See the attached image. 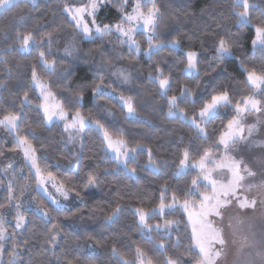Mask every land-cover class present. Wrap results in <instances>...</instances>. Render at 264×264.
<instances>
[{
	"label": "trees",
	"instance_id": "1",
	"mask_svg": "<svg viewBox=\"0 0 264 264\" xmlns=\"http://www.w3.org/2000/svg\"><path fill=\"white\" fill-rule=\"evenodd\" d=\"M87 3L88 0H18L0 11V85H3L0 118L9 113L19 114L17 132L28 136L35 147L42 173H51L81 199L73 207L61 208L35 189L37 205L48 216L34 209L24 211V225L9 228L2 264H122V260L135 258L137 247L151 257L153 264H164L165 257L177 260L178 264H197L200 257L198 250H190L194 248L192 228L182 207L171 210L165 207L162 214L148 218V224L161 225L159 231L142 229L135 209L151 212L158 208L162 193L165 205L172 204V194L177 201H199L200 195H189L193 179H197L199 193L206 191L201 172L193 164L200 160L205 149L213 153L221 150L214 145L227 130L228 121L236 116L235 105L255 92L246 82L241 61L250 69L264 68V52L252 46L254 25L264 24V0H249L252 25L243 27L237 22L233 0H156L163 15L154 39L166 46L150 55L143 30L135 35L139 53L130 52L116 33L84 38L63 9L65 5L80 7ZM134 4L135 0H128L126 5L123 0H105L96 19L103 24L125 23L122 16ZM64 32L70 40L65 48H60L58 40ZM27 33L41 43L30 42L28 51H24L17 36ZM221 38L230 43L238 40V44H233L231 56L219 61L214 57ZM172 40L179 41L178 47L167 46ZM40 51L48 61L56 62L55 72L42 66ZM189 51L198 52V74L185 71ZM101 53L105 54L103 59ZM33 66L66 111L71 115L79 111L92 121L85 128L80 144L69 141L63 121L46 122L41 107L43 99L31 78ZM157 68L170 80L167 96L149 78L150 73L157 74ZM121 71L128 80L121 78ZM96 85H102L112 95H96ZM185 88L190 94L182 97ZM225 90L232 103L221 106L205 123V135L201 134L188 119H197L212 95ZM80 91L83 98L77 101L76 93ZM121 96L132 98L136 116L128 115ZM172 96L178 98L173 111H183L187 119L169 115L168 98ZM95 121L113 137L126 140L129 149L137 144L145 145L146 149H136L126 167L121 166L106 150L102 130L94 125ZM29 129L35 130V137L29 134ZM19 149L14 133L0 125V155ZM147 149L158 167L149 166ZM185 150L189 158L181 172ZM2 184L1 204L5 206L9 196L5 177L0 173ZM24 185L25 176L16 170L13 189L17 199L22 196ZM117 205L121 207L120 213L109 220ZM166 220L176 222L168 229L170 237L163 230ZM53 235L56 240L50 243ZM161 242L166 246L164 251L157 247ZM113 248L119 255L113 253Z\"/></svg>",
	"mask_w": 264,
	"mask_h": 264
},
{
	"label": "snow or ice",
	"instance_id": "2",
	"mask_svg": "<svg viewBox=\"0 0 264 264\" xmlns=\"http://www.w3.org/2000/svg\"><path fill=\"white\" fill-rule=\"evenodd\" d=\"M35 2V0H33ZM128 0H123L124 5H126ZM16 0H0V8H4L7 10L8 7L14 5ZM104 3V0H88L87 4H83L80 7L68 6L65 5L63 11L68 14L70 22L73 23L78 31H80L84 38L92 39L93 32L98 34L99 36H107L111 33L115 32L117 36L120 38L121 44H127L130 52L139 53L140 44L135 40L133 33L135 28L128 27L125 28L123 24L117 23L115 25L104 24L103 26L96 24V11L100 7V5ZM147 7V12L144 11V8ZM238 8H242L243 11L237 10ZM249 0H233V11L238 18V24L243 27L245 25H252V19L249 14ZM85 14L91 17L92 27L89 26V23L84 19ZM162 13L160 9L156 5V0H135L134 7L131 13L125 12L122 16V20L129 24H135L136 27L143 28L147 31V39L149 41L147 54H151L152 51H159L160 49L166 46L165 42L156 41L154 38L157 36L156 29L158 27V20L162 18ZM255 30V38L252 39V45L255 48L264 52V24H256L254 25ZM17 39L21 41V46L24 50H27L29 43L31 42L33 45H39L41 41L35 39L32 33L27 34H19ZM47 43L49 48L51 46V34H48ZM178 40H172L167 42V46H176L178 45ZM233 44H238V40H234L231 43L221 38L217 44V55L214 57L215 59L222 61L225 57L231 56L232 46ZM67 52L68 50L65 49ZM70 54V53H69ZM104 53H101V57L103 59ZM197 53L194 51H189L186 53L187 56V67L185 69L186 72H197L196 69V58ZM39 58L42 66L49 72H55V61H48L45 58V53L43 51L39 52ZM103 66V65H101ZM241 68L246 73V82L248 86L254 90H260L264 92V68H261L259 71L253 67L248 68L241 61ZM156 75L153 76L151 73L149 74V78L155 80L160 88L161 94L167 96V91L170 86V80L167 76L164 75L162 69H156ZM119 75L123 80H128V76L124 72H120ZM31 78L35 87H37L40 91V95L44 100V103L41 105L43 111L47 117L46 122H50L53 117H57L59 119H67L68 113L64 111L63 107L60 104L50 105V98H54V93L50 90V85L44 82L37 73L35 67L33 66L31 71ZM102 79V77H100ZM3 85H0L2 87ZM95 94L104 96H111L112 93L110 91H106L102 85L95 86ZM184 94H190V90L185 88L184 93H182V97ZM181 97V98H182ZM83 98V91L76 93V100L79 101ZM24 99L27 100L28 96L25 93ZM120 101L122 105L127 109V113L129 116H136V109L134 107L132 98H124L121 96ZM176 96H172L168 98L169 103V115L173 114V108L177 107ZM232 100L230 98V94L228 91H221L215 95H212L211 102L206 103L204 107L200 110L199 116L201 119H209L214 117L217 113V109L224 105H230ZM236 116L233 119L229 120L226 125V131L222 132L219 136L218 142L214 145L216 149L223 148L224 155L220 158V160H216L214 158L213 151L211 149H205L203 151V155L200 158L199 162H197L194 167L198 168L200 172L203 174L202 179L208 182V186L212 189V194L208 195L206 193H199L197 188V179L192 180L193 191L189 192V195L198 194L202 197L198 207L200 211L195 214L196 219L194 221V227L192 229V240L194 242V248L190 249L192 251L198 250L199 260L197 264H218V261L223 256V250L227 244V241L224 238L223 232L221 229L214 227L211 220H209L210 216L222 217V209L226 207L228 204H231L233 200L239 205L241 209L244 208H255L256 199H249L248 196L244 195L246 192H250L254 187L253 185L247 183V178L253 177L255 173L249 168V166L242 160L236 159L235 157L229 155V153L234 150L235 145L239 141H243L247 139L245 136V131H247V135L251 136L253 131L255 130V125L249 126L245 129L242 124L243 115L250 111H261V101L256 100L252 96L242 98L235 105ZM182 116L185 115L183 112L180 113ZM20 120L19 114L9 113L4 115L3 118H0V125L8 128L11 132L16 136V143L22 148L23 154L25 158L30 162L31 167L35 169V174L37 177L38 185L42 186L46 180H54V177L51 173H48L47 176L42 174V170L37 164L36 161V149L32 145L28 136H20L17 132L18 121ZM92 123L89 119L85 120V117L81 115L79 111H77L70 124H66V130L71 128L76 131H80L85 123ZM192 123L196 126L198 131L201 134H204V129L200 127L199 124L195 123V120H192ZM95 124L98 128L102 130L103 138L106 144V150H112L119 160L127 163L128 158L136 151V149L145 150L146 146L143 144H137L135 148L128 149L127 141L122 138L114 139L113 136L108 132L107 129L104 128L99 121H95ZM29 134L35 137V130L29 129ZM121 148L126 149L125 151H121ZM149 153V163L152 164L153 167H158L154 161L151 159V150L147 149ZM184 159L180 162V171L182 172L186 167L189 153L187 150L183 152ZM211 163L213 168H209L207 165ZM11 167V165H8ZM217 169H227L230 173V178L227 182H220L212 177L213 171ZM132 171H135L132 169ZM58 191H61L64 196H67V192L63 191V188H58ZM166 191V189H165ZM9 192L11 197V186H9ZM161 203L158 208L152 209L151 212H146L141 208L135 209L136 214L139 217V224L142 229H147L149 231L155 229L157 231L161 230V225H150L148 224V218L150 216L162 214L165 207H168L170 210L173 209L178 203L177 197L175 194H172L173 203L170 205H165L164 195L161 194ZM261 203H264V200H261ZM184 209L189 208V202L185 200L182 205ZM15 207L19 209L20 205L16 204ZM121 211V207L117 205L114 209L111 216L108 217L109 220H113ZM42 214L47 217V212H42ZM189 221H193V213L189 212ZM25 217L22 214L17 215L16 227H21ZM176 224L175 221L166 220L164 222L163 230L168 232V236H171V232L168 229L171 226ZM59 230H56V234H58ZM6 229L4 228V220L0 218V240L5 239ZM56 240V235L52 236L51 242ZM177 246H179V238H177ZM219 246V247H218ZM157 247L164 251L166 250V246L161 242L157 244ZM3 251V245L0 244V252ZM136 255L132 261L122 260V264H153L151 257L147 255V253L140 247L135 249ZM113 253L119 255L118 250L113 248ZM258 255H261L258 253ZM164 264H178L177 260H173L171 257H165Z\"/></svg>",
	"mask_w": 264,
	"mask_h": 264
},
{
	"label": "rangeland",
	"instance_id": "3",
	"mask_svg": "<svg viewBox=\"0 0 264 264\" xmlns=\"http://www.w3.org/2000/svg\"><path fill=\"white\" fill-rule=\"evenodd\" d=\"M17 1L18 0H16V2ZM3 9L4 8H0V11H2ZM147 10H148L147 8H144L145 12H147ZM131 12L132 10L128 13ZM84 19L89 23V26L92 27L91 17L85 14ZM96 24H99L101 26L104 25L103 23L99 22L97 19H96ZM121 24H123L125 28L128 27L135 28V31L133 33L134 38L136 32L139 30L145 31L146 34L148 35L145 29L136 27L135 24L132 25H129L127 23H121ZM108 25H112V24H108ZM92 35L94 36L98 34L93 32ZM69 40H70L69 35L65 32L62 33L59 36V40H58L59 47L65 48V46H67V44L69 43ZM178 45H176L175 47H178ZM28 48L27 50L24 49L23 50L28 51ZM194 52L198 54L197 51ZM196 62H197V58H196ZM187 73L192 74L196 72L194 71ZM43 81L46 82L45 80ZM252 97H254L256 100L261 101V111L260 112L250 111L245 113L243 115V119L241 122L244 125L245 129H247L249 126L255 125V130L253 131L251 136H248L247 131H245V136H247V139L237 142V144L234 147V150H232L229 153V155L235 157L236 159H242L249 166V168H251V170L255 173L253 177L247 178L246 181L247 183L253 185L254 187L251 189L250 192L244 193V195L248 196L249 199L255 198L257 203L255 208L241 209L239 205L236 203V201L233 200L231 204H228L226 207H224L221 210L222 217H215V216L209 217V220L212 221L214 227H217L222 230L224 238L227 241V244L223 250V256L218 261V264H264V203H261V200H264V92H261L260 90H255ZM48 102L50 105H55V104L61 105V102L55 96L54 98H50ZM219 109L220 107L217 109V113L219 112ZM64 111L68 113L67 119H59L57 117H53V119L47 123L50 124L54 121H63L65 125L70 124L74 114L71 115L65 109ZM181 112L183 111H173V114L180 115L182 118L187 119L185 115L182 116L180 114ZM45 119L47 121L46 115H45ZM193 119L195 120L196 124H199L200 127L204 129L203 135H205V123L210 118L201 119V117L199 116L197 119L190 118L188 120L192 122ZM85 120L88 121L87 118H85ZM88 124L89 123L86 122L84 127L80 131H76L75 129H71V128L67 129L69 141L73 142L74 144H80L82 142V137L85 128L87 127ZM94 125L96 126V124ZM113 138L117 139L115 137ZM125 150L126 149L121 148V151H125ZM110 152L117 159V161L121 166L126 167L127 163L125 164L124 162L119 160L117 158V155L112 150H110ZM213 154L216 160H220V158L224 155V150L221 147L220 151H217ZM134 155L135 153H133L128 158V160L132 158ZM197 162H195L193 165H195ZM8 165H11V167H8ZM149 166L153 168L152 164L150 163ZM207 166L209 168H213V165L211 163H209ZM16 170L19 172V174L25 176L24 192L19 199L15 197L14 189H13V178ZM0 173L5 177L6 188L9 196L8 203L5 206H3L1 204L2 200H1V192H0V218H3L4 228L6 229L5 239L0 240V244L3 245V250L5 247V241L10 235L9 232L10 226L16 227L18 212L19 214H22L25 217L22 226L26 222V214L24 212L25 210L34 209L41 214L42 212H44L37 205L34 196L35 189H38L39 191L43 192L56 206L61 208H70L81 202V199L77 195L66 189L62 184H60L55 179L46 180L42 186L38 185L35 169L31 167L30 162L25 158L21 147L16 152H10V153L8 152L3 156L0 155ZM42 174L47 176V174L44 173ZM202 175L203 174L201 173V179H202ZM212 177L217 181L227 182V180L230 178V173L228 172L227 169H223V170L217 169L213 171ZM204 182H205L206 191L203 193L211 195L212 194L211 187L208 186L207 181ZM2 186L3 184L0 185V189ZM9 186H11V197L9 192ZM61 187L63 188V191H66L68 193L67 196H64L61 191L57 190L58 188ZM201 199L195 202L188 201L189 208L187 210L181 206L184 201L183 202L178 201V203L175 206V207H182L185 213L187 214V216L189 212L193 213V221H190L192 229L194 227V221L196 219L195 214L200 211L198 205ZM16 204L20 205L19 209L15 207ZM258 253H260L261 255H258ZM2 262H3V251L0 252V264H2Z\"/></svg>",
	"mask_w": 264,
	"mask_h": 264
}]
</instances>
